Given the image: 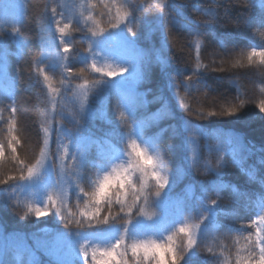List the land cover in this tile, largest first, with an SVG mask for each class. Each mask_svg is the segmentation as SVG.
I'll list each match as a JSON object with an SVG mask.
<instances>
[{
	"label": "trees",
	"instance_id": "1",
	"mask_svg": "<svg viewBox=\"0 0 264 264\" xmlns=\"http://www.w3.org/2000/svg\"><path fill=\"white\" fill-rule=\"evenodd\" d=\"M64 6L67 42L54 26L56 0H0V224L26 239L4 244L0 264H49L34 241L50 231L70 236L65 254L74 264H94L93 253L99 259L117 241L121 261L155 264L142 252L134 257L131 245L169 236L178 264H256L264 243V58L251 53L264 51V0ZM46 135L53 163L65 161L59 215L50 174L36 188L23 185ZM133 141L162 159L159 182L135 166ZM114 170L130 181L120 191L113 184L93 218L91 194ZM37 207L48 214L37 217Z\"/></svg>",
	"mask_w": 264,
	"mask_h": 264
},
{
	"label": "rangeland",
	"instance_id": "2",
	"mask_svg": "<svg viewBox=\"0 0 264 264\" xmlns=\"http://www.w3.org/2000/svg\"><path fill=\"white\" fill-rule=\"evenodd\" d=\"M237 3L243 2L245 0H236ZM56 3L61 7V13H59L57 18V24H55V29L58 30V37L60 41L67 42V22L70 21V12L67 7L64 6V0H56ZM115 22L113 24L114 27H121L120 25L123 23V15L119 13L115 14ZM56 21V20H55ZM62 22V23H61ZM61 29L63 31H61ZM64 49L62 48L61 54L57 55V64L59 66H63L64 64ZM68 76V74L66 73ZM45 141L42 145V151L38 160L32 165L29 169H31V175H29V171L26 174L23 185L33 186L36 188V185L40 183V178L43 174H50L55 183V195H54V209L55 212L59 215L63 212L62 203H64L65 197V184L63 179V171H64V157L56 156V161L53 163V160L50 158V149L49 145V137L45 136ZM71 146H74L73 144ZM75 147V146H74ZM28 169V170H29ZM70 236L63 232H54L50 231L47 236H43L40 238H36L34 241V245L36 249H40L42 252H45L49 255V264H74L66 257L65 250L67 245V240ZM191 238L194 241V235H191ZM7 243L19 244L22 246H26V239L24 238V234L20 231L17 232H5L2 225L0 224V250L4 247L3 245Z\"/></svg>",
	"mask_w": 264,
	"mask_h": 264
},
{
	"label": "snow or ice",
	"instance_id": "3",
	"mask_svg": "<svg viewBox=\"0 0 264 264\" xmlns=\"http://www.w3.org/2000/svg\"><path fill=\"white\" fill-rule=\"evenodd\" d=\"M61 31L63 30L61 29ZM68 51L69 47L65 46L64 52ZM262 53H264V51L257 52L253 50L251 56L259 55L260 57L264 58V56L261 55ZM93 67L95 68V65H93ZM96 70L102 71L101 69ZM124 71L125 69L121 68L119 72L109 70L105 74L108 76H116ZM260 110L261 112H264V103H261ZM131 149L137 158L135 166L147 174L145 165H151V158L145 160L147 153L142 151L135 141L132 142ZM29 175H31V169H29ZM151 175L154 174L151 173ZM117 181H119L121 189H124L130 181V175L126 174V171L117 172L114 170L113 173L105 174L103 176V179L100 180L99 184L97 185L96 191L91 194L93 203L97 206L95 207V210L90 214L93 218L101 211L99 205L105 200L109 199V191L112 189L113 184H116ZM163 185L164 184L161 183L160 187H163ZM35 211L37 217L48 214L47 210L42 208H36ZM180 231L185 232L186 229L181 228ZM172 239L173 238L169 236L168 243H160L156 241L133 243L131 245V251L134 257H138L142 252L145 262L154 261L155 264H178V261L181 259V257L176 253L175 248L172 244ZM120 243V241H117L116 245L113 248L101 250L99 252V259H96V253H93L94 264H128L127 261H121L119 258V254L116 252V248L119 247ZM194 243L195 242L191 238H189V249L193 247ZM258 246L259 251L264 250V243L258 241ZM248 262L249 264H251L250 260ZM137 264H140L139 260H137Z\"/></svg>",
	"mask_w": 264,
	"mask_h": 264
},
{
	"label": "clouds",
	"instance_id": "4",
	"mask_svg": "<svg viewBox=\"0 0 264 264\" xmlns=\"http://www.w3.org/2000/svg\"><path fill=\"white\" fill-rule=\"evenodd\" d=\"M262 56H264V53L261 54ZM145 152L147 153V156L145 157V160H147L148 158H151V165H145L146 170L148 171L149 168L151 169V173H153L154 175H152L153 178L157 179V181L160 179L161 174H164L162 171L163 168V161L161 158H159L158 156H153L152 154H150L147 150H145ZM168 183V181H167ZM166 184L163 185V187H161L162 189L166 187ZM116 185V191H120L121 190V186L119 181H117ZM159 195V193L157 194ZM39 207H37L38 209ZM245 264H249L248 261H245ZM256 264H264V250L260 251V257L259 260L256 262Z\"/></svg>",
	"mask_w": 264,
	"mask_h": 264
}]
</instances>
